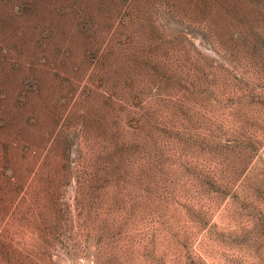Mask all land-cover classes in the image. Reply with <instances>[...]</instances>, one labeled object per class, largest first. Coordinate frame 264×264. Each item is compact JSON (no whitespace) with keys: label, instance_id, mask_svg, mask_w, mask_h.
I'll list each match as a JSON object with an SVG mask.
<instances>
[{"label":"rangeland","instance_id":"374dc122","mask_svg":"<svg viewBox=\"0 0 264 264\" xmlns=\"http://www.w3.org/2000/svg\"><path fill=\"white\" fill-rule=\"evenodd\" d=\"M178 1L0 0V264H50L39 224L59 199L72 203L69 175L54 164L57 143L112 124L142 69L150 83L128 105L192 106L178 101L186 95L216 106L206 67H227L214 48L229 33L212 13ZM171 46L202 55L196 79L171 69L189 63L171 58ZM258 66L247 102L228 106L232 185L217 192L225 199L198 237L205 264H264V54Z\"/></svg>","mask_w":264,"mask_h":264},{"label":"trees","instance_id":"16d2710c","mask_svg":"<svg viewBox=\"0 0 264 264\" xmlns=\"http://www.w3.org/2000/svg\"><path fill=\"white\" fill-rule=\"evenodd\" d=\"M189 1L229 33L214 48L227 67H206L215 77L216 106H196L186 95L178 101L192 106L128 105L127 97L137 102L150 83V71L142 69L135 88L120 98L124 106H115L112 124L88 127L90 136L82 140L58 142L54 164L69 175L72 203L59 199L53 218L39 224L50 264H205L198 237L225 199L217 192L232 185L224 165L228 106H244L253 93L249 84L260 77L264 0ZM170 57L188 60L185 68L171 69L193 79L204 61L197 51L174 52L172 46Z\"/></svg>","mask_w":264,"mask_h":264}]
</instances>
